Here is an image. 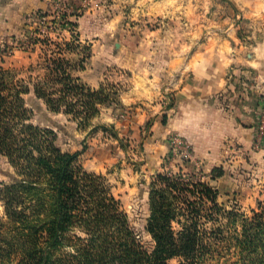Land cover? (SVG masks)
<instances>
[{
  "label": "trees",
  "instance_id": "trees-1",
  "mask_svg": "<svg viewBox=\"0 0 264 264\" xmlns=\"http://www.w3.org/2000/svg\"><path fill=\"white\" fill-rule=\"evenodd\" d=\"M67 46L66 52L48 56L47 74L34 85L0 74V155L17 173L11 184H0L8 220H0V228L3 233L10 224L20 240L22 256L17 264H170L173 258H181L180 264H202L207 256H214V247L231 248L232 242L242 253V264H264V203L251 218L241 220L236 209L220 208L214 187L187 180L183 173H160L153 179L148 231L156 247L152 254L142 248L106 180L83 168L80 158L87 146L80 152H64L57 145L56 131L32 121L34 113L26 101L32 90L48 110L70 116L80 126L110 96L105 85L93 89L79 73H72L74 67L64 58L70 52ZM85 60L75 71L85 70ZM112 134L119 139L113 130ZM210 176L218 180L225 169L215 167ZM222 219L234 226L241 222V238H227L221 230L208 232L210 223ZM77 229L88 238L76 239L80 245L70 246L68 234ZM3 244L12 247L10 242ZM66 247L75 254L56 258Z\"/></svg>",
  "mask_w": 264,
  "mask_h": 264
},
{
  "label": "rangeland",
  "instance_id": "rangeland-1",
  "mask_svg": "<svg viewBox=\"0 0 264 264\" xmlns=\"http://www.w3.org/2000/svg\"><path fill=\"white\" fill-rule=\"evenodd\" d=\"M110 1H60L51 3L49 8L39 9L24 15L20 28H0V74L6 73L9 80H26L34 85L38 79L46 76L45 60L48 56L55 57V53H63L74 67L73 74L79 75L88 69L86 77L91 75L110 74L102 85L107 88L109 98L99 105V112L89 122L82 121L80 126L70 116L55 114L48 110L43 100L38 99L33 90L26 96L28 106L33 110V123L51 128L58 134L57 145L64 151H80L87 146V151L80 158L83 168L89 173L102 176L112 193L120 201L121 211L127 215L128 225L134 238L144 250L152 254L156 243L148 231L150 217V185L158 174L174 176L185 174L187 180L210 184L218 191V204L225 211H238L241 220L251 218L253 211H260V202L264 203V147L255 152L239 153L237 147L225 160L203 161L193 160L191 148L186 142L171 144L168 139L169 151L165 156H153L158 151L156 144H146L144 140L131 139L116 128V123L98 122L102 113H107L117 119L125 120L128 112L119 106L120 94L126 85L120 80L127 73L116 65H109L112 56L117 57L122 49L115 43L126 44L129 34L121 31L123 25L129 23L138 25L137 21L128 18L114 21L109 13ZM226 3V4H225ZM195 25L200 26L205 20L210 22V28H220L221 17L227 6L236 8V26L238 28H264V0H195ZM89 8L94 10L90 13ZM126 11V10H122ZM181 16V15H179ZM162 20L154 21V26L160 27ZM168 21V20H166ZM174 27L185 24L180 18L172 21ZM86 59L84 71L78 69L81 61ZM100 88V87H99ZM69 119H68V118ZM107 127V130L102 128ZM148 129V126L146 127ZM112 130L116 132V139ZM119 133L121 135H119ZM129 136V137H128ZM213 165H220L225 169V176L218 180L211 179ZM17 179L15 168L7 158L0 155V184H11ZM0 220L6 219L5 206L0 198ZM0 228V264H17L21 258L20 240L11 231ZM179 230V226L175 225ZM241 222L228 225V219L220 223L209 224L207 227L211 235L221 230L227 238H241ZM224 236V235H223ZM69 245H80L76 239H87V235L74 230L68 234ZM10 242L11 246L3 244ZM223 244L214 247V256H207L202 264H242L241 251L233 246ZM14 245V246H13ZM11 251V253H10ZM10 253V255H8ZM75 254L72 247L58 251L56 258ZM181 258L169 260L170 264H180Z\"/></svg>",
  "mask_w": 264,
  "mask_h": 264
},
{
  "label": "crops",
  "instance_id": "crops-1",
  "mask_svg": "<svg viewBox=\"0 0 264 264\" xmlns=\"http://www.w3.org/2000/svg\"><path fill=\"white\" fill-rule=\"evenodd\" d=\"M53 1L0 0V28H20L25 14ZM106 1L114 21L128 18L138 25L122 26L127 43H115L121 53L108 64L127 73L117 81L126 85L119 106L128 117H112L106 108L98 122L116 123L131 139L156 144L154 159L169 151L168 139L186 142L193 160L206 162L225 160L234 146L238 154L264 147V28H238L236 8L227 6L220 28L205 20L196 26L195 0ZM179 18L185 24L174 27ZM159 19L160 27L154 26ZM87 71L80 77L93 89L111 77L87 78ZM215 167L222 166L211 171Z\"/></svg>",
  "mask_w": 264,
  "mask_h": 264
}]
</instances>
